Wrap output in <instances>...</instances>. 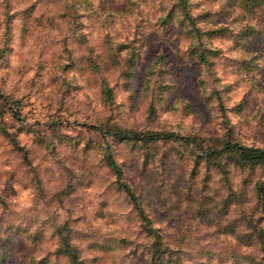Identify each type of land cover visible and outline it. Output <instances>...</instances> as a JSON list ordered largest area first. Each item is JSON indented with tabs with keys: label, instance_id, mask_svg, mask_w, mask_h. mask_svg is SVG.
I'll list each match as a JSON object with an SVG mask.
<instances>
[{
	"label": "rangeland",
	"instance_id": "1",
	"mask_svg": "<svg viewBox=\"0 0 264 264\" xmlns=\"http://www.w3.org/2000/svg\"><path fill=\"white\" fill-rule=\"evenodd\" d=\"M185 1L0 0V264H264V0Z\"/></svg>",
	"mask_w": 264,
	"mask_h": 264
},
{
	"label": "trees",
	"instance_id": "2",
	"mask_svg": "<svg viewBox=\"0 0 264 264\" xmlns=\"http://www.w3.org/2000/svg\"><path fill=\"white\" fill-rule=\"evenodd\" d=\"M179 2H180L179 5L183 8V14H184L186 20L188 21V22H186L187 23L186 28H187V30L192 31V36L198 40V41H196L197 43L195 46L199 47L197 44L198 43L201 44V40H200L201 29L193 21L194 20L193 16L191 17V16H189L188 13H186L187 2L185 0H179ZM190 22H192V27H191ZM206 50L207 49H205L204 51H206ZM195 52H197V51H195ZM168 136H169L168 134H152L148 138L149 139H157V138H162V137L165 138ZM227 144H228L229 148H236L239 152H241L244 155V157L247 158V160H251L253 158L264 157V150H251V149L247 150L243 145H241L240 143H237V142L227 143ZM129 193L131 196H133L136 199L135 195L131 191H129Z\"/></svg>",
	"mask_w": 264,
	"mask_h": 264
}]
</instances>
